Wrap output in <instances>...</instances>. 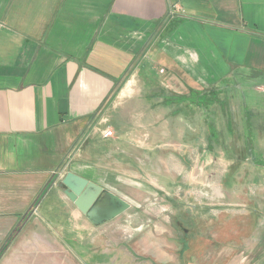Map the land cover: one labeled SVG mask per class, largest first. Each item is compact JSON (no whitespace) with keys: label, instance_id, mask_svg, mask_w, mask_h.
Segmentation results:
<instances>
[{"label":"crops","instance_id":"obj_1","mask_svg":"<svg viewBox=\"0 0 264 264\" xmlns=\"http://www.w3.org/2000/svg\"><path fill=\"white\" fill-rule=\"evenodd\" d=\"M252 87L264 95V0H0V264H264V213L253 234L225 243L212 239L214 223L194 245L173 244L155 220L130 232L123 223L151 221V189L171 186L142 181L151 137L128 111L184 117L194 107L212 140L224 124V140L243 142L220 156L248 157L264 141V97L240 95ZM114 109H126L117 121ZM69 172L130 207L95 223L104 195L85 196L91 218L59 186Z\"/></svg>","mask_w":264,"mask_h":264},{"label":"rangeland","instance_id":"obj_2","mask_svg":"<svg viewBox=\"0 0 264 264\" xmlns=\"http://www.w3.org/2000/svg\"><path fill=\"white\" fill-rule=\"evenodd\" d=\"M244 94L252 95L253 98L263 99L264 97L254 87L251 88V92L245 89L240 90L242 97ZM197 95V93H193L190 100H195ZM207 95L210 96L205 93L204 99L201 100L205 105L207 101L211 100L210 97L206 100ZM138 108L130 109L126 120L129 119L127 122L137 123L140 130L144 132L143 136L147 137L148 133L151 137V151L146 149L144 154L147 155L148 152H151L149 156L150 171L145 172L148 173V176L145 174V178L141 179L144 184H171V186L164 189H151V221L142 220V217L138 220L125 217L123 221L125 230L128 229L130 232L133 225L135 227L143 225L147 228L150 223L152 226L155 220L156 223H160V227L172 228L170 236L167 237L168 233L166 232L165 238H169L173 244L194 245L198 242L195 231L208 228L211 231L214 224H216L217 235L212 239L219 240L220 243H225L229 239L237 241L242 239L240 236L233 238V232L237 231V234H241L246 232L244 230H249L250 233L259 228V214L264 213V141L250 142L253 155L248 157L220 156L218 152L222 153V150L225 151L230 146L239 144L241 150L244 148L241 141L224 140L227 136L224 132L226 128L224 124L217 126L223 129V132H220L222 139L212 140L211 136L215 127L211 124L207 125L206 121L198 124L196 118L197 115L199 116V111L197 113L194 107L187 109L184 117L171 116L168 114L169 111L163 108H151V111L142 106ZM125 111L126 109L118 110L116 113L115 109L110 110L109 119L113 117L117 121ZM211 111L209 110V113ZM165 121H167L166 124H164ZM112 124L113 136H115L114 123L112 122ZM149 125H151V130L148 129ZM126 126L129 127L126 123L122 124L123 128ZM145 145L149 148L147 142ZM202 149H209L216 153L213 158L206 156L203 159V170L199 168L196 171V166L201 161L199 152L201 153ZM259 149L262 150L261 157L258 153ZM198 184L217 185L209 188L207 185L200 187ZM201 198L206 203L202 206L198 204ZM213 213L215 217L217 216L219 223H215L212 219ZM196 214H202L204 220L195 221ZM233 214L235 215L231 219L233 221L224 220ZM243 215L249 216L250 221H247L248 219L246 222L239 220ZM179 218L182 220L180 221ZM131 237L125 231V240H130ZM198 238H200L199 243L201 244L202 238ZM250 239L253 244H256L260 238L251 237ZM204 243L211 244L212 240L209 239L206 242L204 239Z\"/></svg>","mask_w":264,"mask_h":264},{"label":"water","instance_id":"obj_3","mask_svg":"<svg viewBox=\"0 0 264 264\" xmlns=\"http://www.w3.org/2000/svg\"><path fill=\"white\" fill-rule=\"evenodd\" d=\"M59 186L63 188L64 192L77 204V206L84 212H87L88 215L92 217V210L94 208L89 209V206L83 202L85 196L91 194L90 201L93 199H97L103 194V197H100L97 203H102L101 206L107 207V215L105 218L94 220L95 223H103L105 221H109L115 218L117 215L122 213L124 210L130 207L125 201L118 198L115 194L103 190L102 187L97 186L87 179L80 177L73 172H69L66 176L62 179ZM91 188V190H90Z\"/></svg>","mask_w":264,"mask_h":264},{"label":"built area","instance_id":"obj_4","mask_svg":"<svg viewBox=\"0 0 264 264\" xmlns=\"http://www.w3.org/2000/svg\"><path fill=\"white\" fill-rule=\"evenodd\" d=\"M103 134L105 137H112L114 134H113V130L109 127H107L104 131H103Z\"/></svg>","mask_w":264,"mask_h":264}]
</instances>
